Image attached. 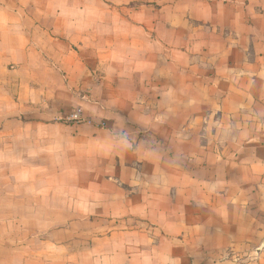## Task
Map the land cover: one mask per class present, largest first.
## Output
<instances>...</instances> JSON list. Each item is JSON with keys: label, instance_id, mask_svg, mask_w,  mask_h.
Masks as SVG:
<instances>
[{"label": "crops", "instance_id": "0c3cea01", "mask_svg": "<svg viewBox=\"0 0 264 264\" xmlns=\"http://www.w3.org/2000/svg\"><path fill=\"white\" fill-rule=\"evenodd\" d=\"M0 264H264V0H0Z\"/></svg>", "mask_w": 264, "mask_h": 264}, {"label": "rangeland", "instance_id": "374dc122", "mask_svg": "<svg viewBox=\"0 0 264 264\" xmlns=\"http://www.w3.org/2000/svg\"><path fill=\"white\" fill-rule=\"evenodd\" d=\"M143 3H139V2H136V1H131L130 4H128L125 8V12H129L131 11L132 9L134 8H137L139 6H141ZM78 114L77 112L73 113L70 118L68 120L70 121H83L84 118L81 117V114L79 116H77L76 118L74 117V115ZM183 162V164H186L188 166H192L193 165V162H190V161H186V160H181ZM64 225H66V223H61V227H63ZM73 231L75 234V245L76 247H80V246H84V245H87L88 244V241L90 240V238L93 237V234H90V233H86L85 236H83V233L84 231H87L89 229H93L94 228V225L90 224V225H86L84 223H74L73 224ZM261 250H259L260 252Z\"/></svg>", "mask_w": 264, "mask_h": 264}, {"label": "built area", "instance_id": "2783aa9c", "mask_svg": "<svg viewBox=\"0 0 264 264\" xmlns=\"http://www.w3.org/2000/svg\"><path fill=\"white\" fill-rule=\"evenodd\" d=\"M78 115H74V117L76 118Z\"/></svg>", "mask_w": 264, "mask_h": 264}]
</instances>
